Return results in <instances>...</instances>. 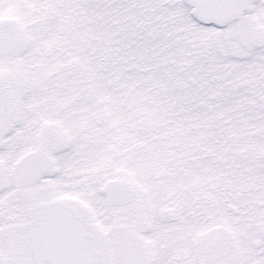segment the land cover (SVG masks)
Returning <instances> with one entry per match:
<instances>
[{
    "label": "snow or ice",
    "instance_id": "6c2138e0",
    "mask_svg": "<svg viewBox=\"0 0 264 264\" xmlns=\"http://www.w3.org/2000/svg\"><path fill=\"white\" fill-rule=\"evenodd\" d=\"M0 264H264V0H0Z\"/></svg>",
    "mask_w": 264,
    "mask_h": 264
}]
</instances>
